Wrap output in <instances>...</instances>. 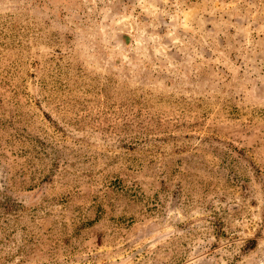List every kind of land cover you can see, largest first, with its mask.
I'll return each mask as SVG.
<instances>
[{
	"label": "rangeland",
	"instance_id": "1",
	"mask_svg": "<svg viewBox=\"0 0 264 264\" xmlns=\"http://www.w3.org/2000/svg\"><path fill=\"white\" fill-rule=\"evenodd\" d=\"M0 264H264V0H0Z\"/></svg>",
	"mask_w": 264,
	"mask_h": 264
}]
</instances>
